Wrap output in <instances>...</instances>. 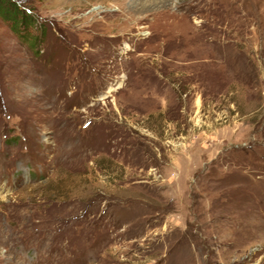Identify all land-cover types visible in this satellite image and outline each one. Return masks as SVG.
<instances>
[{
	"label": "rangeland",
	"instance_id": "374dc122",
	"mask_svg": "<svg viewBox=\"0 0 264 264\" xmlns=\"http://www.w3.org/2000/svg\"><path fill=\"white\" fill-rule=\"evenodd\" d=\"M3 1L0 264H264V0Z\"/></svg>",
	"mask_w": 264,
	"mask_h": 264
},
{
	"label": "trees",
	"instance_id": "16d2710c",
	"mask_svg": "<svg viewBox=\"0 0 264 264\" xmlns=\"http://www.w3.org/2000/svg\"><path fill=\"white\" fill-rule=\"evenodd\" d=\"M3 6H7L11 13L5 12ZM8 17H12L14 29L20 30V34L24 37L25 32H27L28 29L25 14L14 4L13 1L7 3L3 0H0V18H2L3 21L8 22Z\"/></svg>",
	"mask_w": 264,
	"mask_h": 264
},
{
	"label": "bare ground",
	"instance_id": "6f19581e",
	"mask_svg": "<svg viewBox=\"0 0 264 264\" xmlns=\"http://www.w3.org/2000/svg\"><path fill=\"white\" fill-rule=\"evenodd\" d=\"M222 3V2H221ZM129 24V23H128Z\"/></svg>",
	"mask_w": 264,
	"mask_h": 264
}]
</instances>
